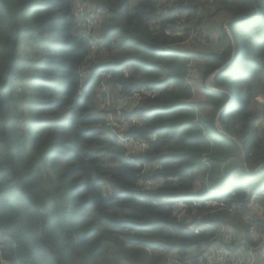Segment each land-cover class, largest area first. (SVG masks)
I'll return each mask as SVG.
<instances>
[{
  "label": "trees",
  "instance_id": "16d2710c",
  "mask_svg": "<svg viewBox=\"0 0 264 264\" xmlns=\"http://www.w3.org/2000/svg\"><path fill=\"white\" fill-rule=\"evenodd\" d=\"M210 3L230 17L223 49L197 52L210 80L201 114L176 47L202 32ZM102 84L124 99L158 91L124 110L142 151L107 132ZM259 96L264 0H0V264H200L226 225L260 244L262 222L256 235L245 219L264 188Z\"/></svg>",
  "mask_w": 264,
  "mask_h": 264
},
{
  "label": "built area",
  "instance_id": "2783aa9c",
  "mask_svg": "<svg viewBox=\"0 0 264 264\" xmlns=\"http://www.w3.org/2000/svg\"><path fill=\"white\" fill-rule=\"evenodd\" d=\"M88 8L84 5L79 6V16L83 19L84 25V35L89 38L92 36V32L95 28L96 20L92 16L87 15ZM91 39V38H90ZM92 49L97 48V42L91 39ZM106 78L111 77L110 73H104ZM108 84H102L100 87L101 94H105L107 99L109 97L108 94ZM158 91L147 90L144 89L141 92H137L132 95V97L127 99L126 105L127 107H133L139 99L145 96H156ZM260 100L261 97H258ZM137 123V118L133 115L127 116L123 111H109L106 116V130L109 135L116 136L120 142L125 146L126 153L128 156L136 154L143 150L145 144L140 141L133 139L127 134V131ZM259 123L264 125V114L260 117ZM150 168L149 164L144 165V172H146ZM161 180H146L140 181V186L142 188H151L155 185H159ZM201 204L198 200H193L191 206L196 207ZM188 206L183 202H179L175 205V212L180 214L187 209ZM233 212L237 211V207H232L230 209ZM246 212L250 211H259L260 213H264V188L257 189L255 193L251 196L247 207ZM238 212V211H237ZM254 222L251 223V227H254ZM201 228L196 227L194 229L195 232H200ZM238 234H241L239 230L233 226H223L221 227L217 234L213 237L212 244L203 252L200 253L199 263L200 264H255V256L254 250L257 246H251V256L249 258H244L237 251V242ZM255 247V248H254Z\"/></svg>",
  "mask_w": 264,
  "mask_h": 264
},
{
  "label": "rangeland",
  "instance_id": "374dc122",
  "mask_svg": "<svg viewBox=\"0 0 264 264\" xmlns=\"http://www.w3.org/2000/svg\"><path fill=\"white\" fill-rule=\"evenodd\" d=\"M200 15L204 18V22L201 27L202 32L198 33L191 30L187 40L183 43L178 44L176 49L183 51L192 58V62L190 64L191 73L189 81L192 83L193 86V97L190 102L196 105L198 111L201 114H206L210 111L211 106L206 98L204 86H209L210 80L204 79L205 67L198 59L197 52L200 50L221 51L223 49V42L220 35L222 33L223 25L225 24L226 20L230 17V14L224 11L221 8L220 4L210 3L203 10H201ZM92 33L93 39H98L99 36H97L96 33L94 34V32ZM89 67V64H86L83 67L84 75L87 74ZM107 89L109 94L108 99L107 96L103 93L97 97V102L100 101V108L104 106L107 112L117 111L119 109L120 111L124 112L126 108H130L125 106L127 99H125L124 105L122 104L121 106L115 107V105H117L116 101L119 98L118 92L113 87H109ZM259 97H261V99H264L262 96ZM261 182L262 180H259L257 186H260ZM260 188L261 187H259V189ZM262 237L263 234L260 235V239H262ZM174 257V253L170 254V258L172 260L174 259ZM261 261L264 262V250L262 252Z\"/></svg>",
  "mask_w": 264,
  "mask_h": 264
},
{
  "label": "crops",
  "instance_id": "0c3cea01",
  "mask_svg": "<svg viewBox=\"0 0 264 264\" xmlns=\"http://www.w3.org/2000/svg\"><path fill=\"white\" fill-rule=\"evenodd\" d=\"M119 95V94H118ZM121 97V98H120ZM264 99H260V101H263ZM125 99L119 95V98L117 99L116 101V104L115 107H118V106H121L122 104L124 105ZM128 106V105H127ZM248 214H246V221L250 224V228L252 230V233L253 234H256L258 235V232H257V227H258V224H257V220L261 221L263 226H264V213H260L259 211H250V212H246ZM254 222L255 226L254 227H251V223ZM238 240L239 242H237V251L241 254V256H243L244 258H249L251 256V244L249 245H246V241L244 240V237L241 234H238ZM263 240H264V234H263V237L262 239L260 240V244L256 245L257 247L255 248L254 250V256H255V261L256 263L255 264H264L263 261H261V256H262V252L264 250V244H263Z\"/></svg>",
  "mask_w": 264,
  "mask_h": 264
},
{
  "label": "water",
  "instance_id": "95a60500",
  "mask_svg": "<svg viewBox=\"0 0 264 264\" xmlns=\"http://www.w3.org/2000/svg\"><path fill=\"white\" fill-rule=\"evenodd\" d=\"M216 72H217V71H216ZM216 72L211 76V78L216 74ZM228 103H229V102H228ZM228 103H227V104H228ZM227 104H226V105H227ZM226 105H225V106H226Z\"/></svg>",
  "mask_w": 264,
  "mask_h": 264
}]
</instances>
